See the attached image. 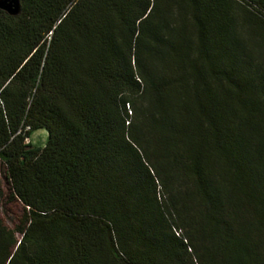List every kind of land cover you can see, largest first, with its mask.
<instances>
[{"label":"trees","instance_id":"obj_1","mask_svg":"<svg viewBox=\"0 0 264 264\" xmlns=\"http://www.w3.org/2000/svg\"><path fill=\"white\" fill-rule=\"evenodd\" d=\"M20 3L0 264H264V0Z\"/></svg>","mask_w":264,"mask_h":264},{"label":"rangeland","instance_id":"obj_2","mask_svg":"<svg viewBox=\"0 0 264 264\" xmlns=\"http://www.w3.org/2000/svg\"><path fill=\"white\" fill-rule=\"evenodd\" d=\"M46 138H47V132L41 129L33 133L31 137V141L34 145L42 146L44 145ZM0 167H2L1 164ZM0 170H1L0 179L4 190L7 192V184L5 183L4 180L3 169L1 168ZM22 213H23V208L20 204L14 202L13 203L3 202L2 217L5 224L9 228L11 229L15 228V226L19 223V219L21 218Z\"/></svg>","mask_w":264,"mask_h":264},{"label":"water","instance_id":"obj_3","mask_svg":"<svg viewBox=\"0 0 264 264\" xmlns=\"http://www.w3.org/2000/svg\"><path fill=\"white\" fill-rule=\"evenodd\" d=\"M0 9L9 15H17L21 9L20 0H0Z\"/></svg>","mask_w":264,"mask_h":264},{"label":"built area","instance_id":"obj_4","mask_svg":"<svg viewBox=\"0 0 264 264\" xmlns=\"http://www.w3.org/2000/svg\"><path fill=\"white\" fill-rule=\"evenodd\" d=\"M28 141V140H27Z\"/></svg>","mask_w":264,"mask_h":264}]
</instances>
